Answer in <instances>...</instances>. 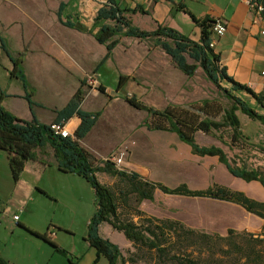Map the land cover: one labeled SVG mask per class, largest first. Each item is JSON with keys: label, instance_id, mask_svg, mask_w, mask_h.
Segmentation results:
<instances>
[{"label": "rangeland", "instance_id": "obj_1", "mask_svg": "<svg viewBox=\"0 0 264 264\" xmlns=\"http://www.w3.org/2000/svg\"><path fill=\"white\" fill-rule=\"evenodd\" d=\"M132 26L149 30L152 23L149 18L139 16L133 18ZM183 34L196 40L199 30L189 25ZM120 40L115 63L109 65L110 71L104 70L100 76V71L96 69L98 64L91 65L82 59L79 62L80 70L69 71L66 75L59 72L56 74L53 66L43 68L38 65L41 69L35 75L41 82H31L32 90L45 97L49 90L60 91L64 88L63 91L69 93L66 90L73 87L68 85L67 79L74 77L73 85L77 83L74 94L79 88L84 94L81 108L101 112L93 131L80 141L92 154L95 166H103L104 162L113 158H123L121 169L137 173L149 182L162 183L170 188L186 184L193 190L223 186L264 202V187L259 182H248L234 176L216 156L195 154L192 147L182 142L173 132L149 129L147 124L154 126L155 118L147 110L132 107L126 98L136 97L143 104L157 110L176 106L202 119L219 122V130L211 133L198 131L194 140L202 147L222 148L231 164L237 168L264 171V125L237 111L242 135L236 138L225 118V111L232 108L233 100L207 79L201 67L193 76H188L176 67L157 45L155 38H149L145 44V41L138 38L121 37ZM158 47L160 49H156ZM147 48H151V54L145 60ZM86 49L87 46L81 50V54ZM125 57L130 63L127 65L129 71L126 72L133 79L125 83L126 88L117 92L115 84L122 75ZM144 60L151 64L144 65ZM167 60L171 62V68ZM188 61L194 63L189 56ZM61 67L66 70L65 65ZM53 77L55 80H49ZM106 77H109V82ZM16 83L20 90L22 82L17 79ZM102 85L106 87L104 91L101 90ZM221 86L227 87L226 83ZM234 95L264 114V110L246 93L238 91ZM70 127L73 128L72 125ZM41 152L50 157L54 151L47 147ZM98 176L101 182L114 180L110 187L118 203L117 221L133 222L142 228L153 227L156 236L152 238L161 243L166 251L162 254L156 249L134 243L123 232L105 224L101 231L102 237L115 244L121 252L117 264H186L188 260H195L198 264H259L256 263L257 259H250L248 254L254 248L264 254V244L255 241L262 234L264 219L249 213L240 205L212 198L170 195L158 189L154 192L153 201H139L137 195L130 192L129 181L101 172ZM75 178L64 183H53L50 192L42 195V198L56 205L58 214L64 212L67 217L70 216L74 227L82 233L86 213L93 214L95 211V194L86 179ZM162 221L177 222L199 233L231 238L207 245L193 235L183 236L181 231L176 233L165 228ZM160 228H163V233Z\"/></svg>", "mask_w": 264, "mask_h": 264}, {"label": "crops", "instance_id": "obj_2", "mask_svg": "<svg viewBox=\"0 0 264 264\" xmlns=\"http://www.w3.org/2000/svg\"><path fill=\"white\" fill-rule=\"evenodd\" d=\"M116 8L131 24L134 17L149 18L152 27L148 31L161 25L183 34L186 26L193 25L199 30V36L194 41L200 40L201 29L193 17L198 20L224 18L228 23V31L223 37L214 39V50L220 55L222 67H226L228 75L236 82L249 86L258 94H264V37L260 34L264 21L252 9L249 0H0V99L3 107L23 120L31 121L35 116L42 124L56 122L57 112L74 96L77 83L74 86V77H69L68 85L73 87L66 90L69 93L61 88L60 91L49 90L42 97L32 90L31 84L32 81L41 82L35 75L41 69L38 65L43 68L53 66L56 74L66 75L69 71L80 70L79 62L85 59L91 65L98 64L96 69L100 71L99 76L104 70L110 71L109 65L116 61L118 46L111 52L109 59L101 64L108 51L96 40L95 34L102 27L115 24L110 19L99 20L100 11L110 12ZM142 40L145 44L149 38ZM86 46L87 49L81 54ZM147 49L145 60L151 54V48ZM22 53L25 54L22 68L27 87L11 73L14 69L12 59ZM167 62L171 68V62ZM129 64L125 57L122 75L115 84L117 92L126 88L124 85L117 89L121 76H128V81L133 79L126 72L129 71ZM146 64L151 63L145 61ZM62 65L66 66V70ZM17 79L22 82L20 90L17 89ZM222 83L232 89L230 83ZM102 87L106 89L104 85ZM30 101L34 103L33 107ZM67 123L72 125L75 132L81 118L74 115ZM47 147L50 146L43 149ZM43 149L35 150L36 160L27 162L17 181L11 173L8 153L0 150V259L10 264H110L108 258L98 255L96 248L85 239L96 208L93 214L86 213L85 228L79 233L70 216L67 217L64 212L58 214L57 206L42 198V195L50 192L53 183L81 177L61 171L55 152L49 157L41 152ZM112 182L102 180L109 187ZM19 213V222L15 223L13 216ZM105 224L108 223L100 226V235ZM33 232L45 234L49 240Z\"/></svg>", "mask_w": 264, "mask_h": 264}, {"label": "trees", "instance_id": "obj_3", "mask_svg": "<svg viewBox=\"0 0 264 264\" xmlns=\"http://www.w3.org/2000/svg\"><path fill=\"white\" fill-rule=\"evenodd\" d=\"M63 5L61 9H63ZM136 11V10H135ZM98 19H110L115 21L114 25L104 26L95 34L96 40L107 48V55L102 60L104 64L110 57L111 52L120 44L121 37H132L138 39L155 38L157 45L171 58L176 67L182 70L188 76H193L198 68H202L207 79L216 86L220 87L233 100V106L225 111L227 124L233 129L235 137L239 139L241 134V120L237 111L242 112L253 120H257L264 125V114L251 107L247 102L234 95V92H244L255 100L257 106L264 110V94L256 93L247 85L236 82L228 75L226 67H222L221 58L214 48L210 47L212 40L211 26L213 20L204 18L198 20L193 17L194 22L201 29V38L199 41L191 40L177 30L159 25L153 31L143 30L133 27L131 22L123 16L119 8L110 12L101 10ZM72 27L71 23H67ZM25 54L13 58L14 69L11 72L13 76L21 79L27 87V80L22 68ZM188 56L194 60V63L188 61ZM100 64V65H101ZM128 76H121L117 89H121ZM228 82L232 89L222 87V82ZM101 90H105L101 86ZM128 103L139 110H147L156 120L154 126L147 124L149 129L167 130L175 133L182 142L189 144L195 154L201 156H216L219 161L226 165L228 170L236 177L243 178L251 182L257 181L264 187V171L256 169H246L234 167L225 151L220 147H202L194 140V135L198 131L211 133L219 130L221 124L215 120L202 119L199 115L181 109L176 106H168L164 110H157L149 107L136 97L126 98ZM84 100L82 89L79 88L68 104L57 112L56 122H67L74 115L81 118V123L74 132V137H62L55 135L49 124L38 122L36 117L31 121L23 120L7 111L0 99V150L9 155L10 169L13 179L17 181L24 171L27 162L34 161L37 158L36 149H43L50 146L54 149L58 168L65 173L77 174L85 178L92 186L95 194L96 211L88 225L86 240L96 248L98 255H104L110 261V264H117L121 257L119 248L104 239L100 235V226L104 223L110 224L114 229L123 232L128 240L139 243L150 249H156L165 254V247H161L152 237L156 236L155 229L151 226L142 228L133 222L120 223L117 221L118 203L116 195L111 187L102 183L97 173H105L117 176L130 182V192L137 195L139 201L154 200V192L158 189L165 194L180 195L195 198H212L232 202L240 205L249 213H252L261 219H264V202L254 200L241 191H234L223 186L209 187L205 190H193L186 184H181L175 188H170L162 183H153L144 180L139 174L131 173L127 170H120L114 162L107 160L103 166H95L92 154L84 148L80 141L83 140L97 123L101 113H91L82 110L81 104ZM34 103L30 101V106ZM264 153V148H262ZM153 221V219H149ZM165 228L182 232L183 236L193 235L207 245L220 241H228L231 236H220L219 234L199 233L193 229H186L183 224L170 221L161 222ZM163 233V228H160ZM233 233V230L229 231ZM35 235L49 240L47 235L33 232ZM257 243L264 244V225L262 234L255 239ZM51 242V241H50ZM54 244V243H52ZM254 251V252H253ZM251 250L248 257L257 259L256 263H264V254L258 252L255 248ZM0 264H10L0 259ZM186 264H198L195 260H188Z\"/></svg>", "mask_w": 264, "mask_h": 264}, {"label": "built area", "instance_id": "obj_4", "mask_svg": "<svg viewBox=\"0 0 264 264\" xmlns=\"http://www.w3.org/2000/svg\"><path fill=\"white\" fill-rule=\"evenodd\" d=\"M249 4L256 14L264 21V0H249ZM227 31L228 23L224 18L219 17L213 19L211 26L212 40L210 47L214 48L216 45L215 40L223 37ZM260 34L264 37V28L260 30ZM50 128L55 135H60L65 138L74 137V131L67 122H52L50 124ZM111 161L114 162L118 169L123 170L120 168L123 164V158H113ZM13 219L15 223H18L20 219V213L15 214Z\"/></svg>", "mask_w": 264, "mask_h": 264}]
</instances>
